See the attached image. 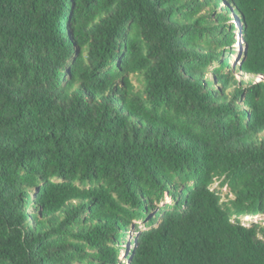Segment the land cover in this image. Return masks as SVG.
<instances>
[{
	"label": "trees",
	"instance_id": "16d2710c",
	"mask_svg": "<svg viewBox=\"0 0 264 264\" xmlns=\"http://www.w3.org/2000/svg\"><path fill=\"white\" fill-rule=\"evenodd\" d=\"M261 216L264 0H0V264H264Z\"/></svg>",
	"mask_w": 264,
	"mask_h": 264
},
{
	"label": "rangeland",
	"instance_id": "374dc122",
	"mask_svg": "<svg viewBox=\"0 0 264 264\" xmlns=\"http://www.w3.org/2000/svg\"><path fill=\"white\" fill-rule=\"evenodd\" d=\"M241 41H242L241 36H238L237 37L238 45H240ZM241 60H242L241 55L233 54L231 59L228 60V63L230 64L231 68L234 69V68L239 67L241 65ZM238 78L241 79V76L238 75ZM219 185H220V182L217 181L215 183V185L212 187V189L213 190H219ZM220 194H221L222 201H227L229 199H233V195L230 194L229 190L226 189V188L221 189V193ZM166 203H171V200L168 199L166 201ZM243 221H244V224H245L246 227H250L252 224H262V225H264V216L256 217V218H244ZM144 228H145V224L141 223L140 224V229H144ZM133 239H134V234L129 236V241L130 242ZM127 259H128V255H127V253H124L123 256L121 257L122 264H128V263H126Z\"/></svg>",
	"mask_w": 264,
	"mask_h": 264
}]
</instances>
